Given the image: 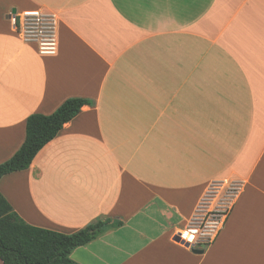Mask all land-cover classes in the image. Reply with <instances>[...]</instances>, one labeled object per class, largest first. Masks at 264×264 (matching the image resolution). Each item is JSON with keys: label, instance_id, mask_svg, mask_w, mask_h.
Instances as JSON below:
<instances>
[{"label": "crops", "instance_id": "1", "mask_svg": "<svg viewBox=\"0 0 264 264\" xmlns=\"http://www.w3.org/2000/svg\"><path fill=\"white\" fill-rule=\"evenodd\" d=\"M70 98L95 105L0 181L25 222H122L78 264H264V0H0V164Z\"/></svg>", "mask_w": 264, "mask_h": 264}, {"label": "trees", "instance_id": "2", "mask_svg": "<svg viewBox=\"0 0 264 264\" xmlns=\"http://www.w3.org/2000/svg\"><path fill=\"white\" fill-rule=\"evenodd\" d=\"M95 102L83 98L66 100L52 115L33 114L26 122V139L19 151L0 164V181L9 174L28 170L39 152ZM121 221L98 220L71 235L32 226L25 222L0 192V260L3 264H78L71 254L100 237Z\"/></svg>", "mask_w": 264, "mask_h": 264}, {"label": "built area", "instance_id": "3", "mask_svg": "<svg viewBox=\"0 0 264 264\" xmlns=\"http://www.w3.org/2000/svg\"><path fill=\"white\" fill-rule=\"evenodd\" d=\"M24 18L27 19V23L21 28L23 38L27 41L37 43L41 54H54L57 48L54 34L53 31L46 26L41 14L39 12H27ZM219 223V221L213 220L208 223V226L215 228ZM191 232L196 234L197 230H191Z\"/></svg>", "mask_w": 264, "mask_h": 264}, {"label": "bare ground", "instance_id": "4", "mask_svg": "<svg viewBox=\"0 0 264 264\" xmlns=\"http://www.w3.org/2000/svg\"><path fill=\"white\" fill-rule=\"evenodd\" d=\"M183 236L185 239L189 240V241H193L196 237H194L192 234L188 233V232H184Z\"/></svg>", "mask_w": 264, "mask_h": 264}, {"label": "water", "instance_id": "5", "mask_svg": "<svg viewBox=\"0 0 264 264\" xmlns=\"http://www.w3.org/2000/svg\"><path fill=\"white\" fill-rule=\"evenodd\" d=\"M15 14H16V10L14 9V10H13V15H15ZM176 239H177V240H180L179 237H177ZM187 246H189V244H187Z\"/></svg>", "mask_w": 264, "mask_h": 264}, {"label": "rangeland", "instance_id": "6", "mask_svg": "<svg viewBox=\"0 0 264 264\" xmlns=\"http://www.w3.org/2000/svg\"><path fill=\"white\" fill-rule=\"evenodd\" d=\"M199 245V244H198Z\"/></svg>", "mask_w": 264, "mask_h": 264}]
</instances>
